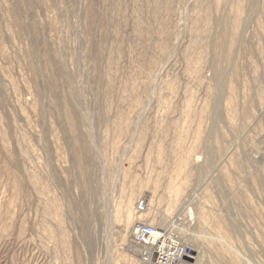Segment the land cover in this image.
<instances>
[{
    "label": "rangeland",
    "instance_id": "obj_1",
    "mask_svg": "<svg viewBox=\"0 0 264 264\" xmlns=\"http://www.w3.org/2000/svg\"><path fill=\"white\" fill-rule=\"evenodd\" d=\"M140 219L264 264V0H0V264H140Z\"/></svg>",
    "mask_w": 264,
    "mask_h": 264
},
{
    "label": "built area",
    "instance_id": "obj_2",
    "mask_svg": "<svg viewBox=\"0 0 264 264\" xmlns=\"http://www.w3.org/2000/svg\"><path fill=\"white\" fill-rule=\"evenodd\" d=\"M146 208L147 204L142 199L135 210L142 212ZM130 238L140 264H176L193 256L192 248L183 243L179 233L150 225L145 220L134 222Z\"/></svg>",
    "mask_w": 264,
    "mask_h": 264
},
{
    "label": "bare ground",
    "instance_id": "obj_3",
    "mask_svg": "<svg viewBox=\"0 0 264 264\" xmlns=\"http://www.w3.org/2000/svg\"><path fill=\"white\" fill-rule=\"evenodd\" d=\"M145 211H146V210H144V211H142V212H139V211H136V210H135V212L138 213V214H139V213H144ZM144 216H145V215H144ZM139 218H140V217H139ZM137 219H138V218H137ZM145 222L148 223V224H150V225H154V224L149 223V222L146 221V220H145ZM172 224H173V223H172ZM154 226H156V225H154ZM177 230H178V229H177Z\"/></svg>",
    "mask_w": 264,
    "mask_h": 264
}]
</instances>
